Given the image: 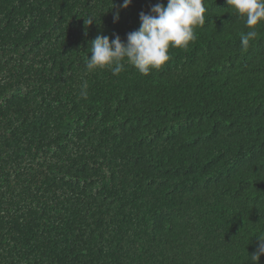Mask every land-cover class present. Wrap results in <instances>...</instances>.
Instances as JSON below:
<instances>
[{"label":"trees","instance_id":"16d2710c","mask_svg":"<svg viewBox=\"0 0 264 264\" xmlns=\"http://www.w3.org/2000/svg\"><path fill=\"white\" fill-rule=\"evenodd\" d=\"M123 2L0 0V264H253L264 24L242 49L243 20L205 0L160 69L88 72L93 39L167 4Z\"/></svg>","mask_w":264,"mask_h":264},{"label":"clouds","instance_id":"9594fccd","mask_svg":"<svg viewBox=\"0 0 264 264\" xmlns=\"http://www.w3.org/2000/svg\"><path fill=\"white\" fill-rule=\"evenodd\" d=\"M226 2L229 12L242 19L248 29L240 36L241 48L247 49L258 35V26L264 24V0ZM131 3L132 0H124L121 7L127 8ZM205 14V0H167L166 5H152L150 13L140 12V27L127 34L126 42L118 34L114 39L103 34L93 39L89 48L92 55L86 58V70L109 69L118 76L126 65H130L141 75H149L170 59V49H186L196 39V29L205 24ZM94 18L87 17L85 23L91 24ZM114 19H119L118 12ZM80 95L83 98L88 96L86 81L81 85ZM255 235L256 251L249 255L248 261L259 264L260 256L264 255V231Z\"/></svg>","mask_w":264,"mask_h":264}]
</instances>
